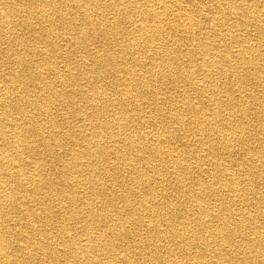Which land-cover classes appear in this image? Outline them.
Instances as JSON below:
<instances>
[{
  "label": "bare ground",
  "instance_id": "bare-ground-1",
  "mask_svg": "<svg viewBox=\"0 0 264 264\" xmlns=\"http://www.w3.org/2000/svg\"><path fill=\"white\" fill-rule=\"evenodd\" d=\"M66 6L65 22L55 10ZM61 29L72 32L68 64L85 51L72 69L87 91L51 58ZM0 54L11 59L0 76V264H264V0H0ZM33 85L38 116L51 104L83 113L92 137L70 158L26 117L18 92ZM41 153L58 156L67 186L41 176L30 160ZM46 186L55 234L30 207ZM8 209L25 221L15 233Z\"/></svg>",
  "mask_w": 264,
  "mask_h": 264
},
{
  "label": "rangeland",
  "instance_id": "rangeland-1",
  "mask_svg": "<svg viewBox=\"0 0 264 264\" xmlns=\"http://www.w3.org/2000/svg\"><path fill=\"white\" fill-rule=\"evenodd\" d=\"M122 1L124 3H126L127 0H122ZM140 1L141 0H137V2H140ZM69 5L71 6L70 3H69ZM55 12L62 14V16L65 18L64 21L66 22V21H68L67 18L71 12V9L69 8V6H66L63 9H61L60 11L55 10ZM113 17H110L111 21L114 20ZM61 30L57 31V34H59L60 36H59V38H56L58 40V43H60V45H61L60 46L61 49L56 52V55L58 57L57 56L51 57L50 55L49 56L51 58H56L59 72L61 74H64L65 69L68 66L72 69V67L74 66V64H73L74 61H79L80 59H82V57H84L85 51L84 50L81 51L80 53L77 54V56H71V57L68 56L69 57L68 60H70L72 62V64H68V62L65 61L66 60L65 56H66V53L68 52V49L70 47V45L68 43L69 38H70L69 34L72 36V32H70L69 30H67L65 32H64V30H62V31ZM91 44H92L91 47L97 51L102 49V43L99 40H92L91 39ZM35 47L42 48V49L46 50V48L41 47V45H39V44H36ZM44 53L49 54V52H44ZM10 70H11V59L5 54H0V76H2V75L8 76V74L10 73ZM72 71L75 73L76 76L78 75L77 70L72 69ZM77 77H78L79 82L83 83L82 87L84 89H86V91H87V87H86L87 82H86L85 77H83L81 75H78ZM46 82L52 83L53 88L55 86H57L53 90L56 89L55 91L57 93H58V91L61 92L62 93V94H60L61 98L65 99V98H69V97H71V98L76 97V99H79V93H80L79 87H77L75 85L65 86L59 80L53 79V78L46 79ZM0 86H2L1 78H0ZM170 90L172 92H175L173 89H170ZM37 91H39V89L37 88L36 85H33V87L29 91L23 92L21 90V92L19 91L20 93L18 92L19 96L21 97V99L24 102L23 107L25 110L24 111L25 115L27 118H30V119L31 118H37L38 121H41L42 128L46 132L45 134H48V132H49L50 134L55 133V134L59 135L60 136L59 140L62 142V145H61V147L56 149L55 153L57 152L58 155H60V156H65V157L70 158L72 154H75V153H73L74 150L81 149L86 144L85 140L86 139L88 140L92 137V136H89V133L82 130V127L86 124L84 119H82L83 113L77 114L76 112H74L76 105L69 108V107H62V106H59L57 104H51L50 106H48L45 109L46 113L48 114L47 116H49V119H48V117L46 118L45 116H38L37 111L34 108H32L31 104H29V102L32 101L31 99H33L32 97H35L38 94ZM2 92L3 91L0 87V96H1ZM113 94H111V98L115 97ZM2 113L3 112L1 110L0 116H2L1 115ZM116 113L118 114V110L114 108L113 110L108 111V113H106V114H107V117H110L111 114L116 115ZM14 116H19V113H16ZM147 117L149 118L148 115H147ZM50 121H51V123H50ZM154 126H156L159 129V123H155ZM49 128H50V130H49ZM143 130L150 131L149 127H145ZM57 132H59V133H57ZM180 145H181V143L177 144L178 147H180ZM37 146H38V148H40L41 152L45 153L44 145L41 141L37 144ZM57 159H58V156H56L55 154H53L51 156H46V155L41 153L40 156L38 157V159H30V160L35 162L36 164H37V162L40 165L43 164V168L40 171L41 176H43L45 178H51L52 180L59 181V183L62 184L63 186H67L68 183L65 181L64 177H61V174H60L63 164H62V162H58ZM99 159H100V157H97V160H99ZM253 159L255 160V162L258 161L257 157H254ZM81 161H85V159H82ZM35 163L32 164L33 167H35ZM55 163H57L58 165L56 166ZM232 167H233V169L237 168L236 166H232ZM163 185H164L165 189L167 188L168 192L172 191L169 181H165L163 183ZM47 187L48 186L43 187L39 190L40 200L39 201L37 200V201L31 203L30 207H32L34 209V212H38L40 214L41 218L39 220L46 223V225H49V228H47L48 233L54 232L53 234H55V232H58V229L62 223H61V218H58L60 216L57 214L54 215L52 217V219L48 217L49 215H48L46 209L49 208V205H51L50 203L53 204V202H51L52 200L50 199V190H49L50 188L49 187L47 188ZM258 187L261 189L262 186H258ZM77 191H79L80 196H83V197L87 193L86 192L87 190L84 187L83 188L79 187L77 189ZM209 205L211 207H214L215 203L213 204L212 201H209ZM6 213H7V222L5 223V227L7 229H11V231L13 233H15L17 229L22 228V226H24L25 221L23 219L22 214L12 212L10 209H8ZM52 227H54V228H52ZM55 229H56V231H55ZM23 230H25V229H23ZM73 232H74V230H73ZM35 234L37 235V233H35ZM48 261L52 262L51 260L46 259L43 256L40 257V255H38V257L36 258L35 264H47Z\"/></svg>",
  "mask_w": 264,
  "mask_h": 264
}]
</instances>
